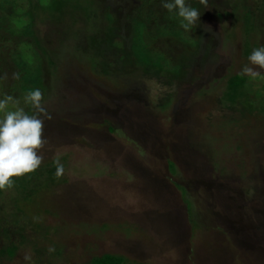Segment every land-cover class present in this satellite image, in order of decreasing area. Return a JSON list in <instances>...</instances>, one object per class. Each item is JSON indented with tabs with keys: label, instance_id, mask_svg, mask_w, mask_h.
Wrapping results in <instances>:
<instances>
[{
	"label": "rangeland",
	"instance_id": "obj_1",
	"mask_svg": "<svg viewBox=\"0 0 264 264\" xmlns=\"http://www.w3.org/2000/svg\"><path fill=\"white\" fill-rule=\"evenodd\" d=\"M12 1L20 12L32 6ZM43 1L25 39L7 28L11 6L0 0V99L37 114L13 64L24 51L38 61L35 89L51 117H39L42 163L22 178L35 192L24 202L14 188L0 195V249L16 247L0 264L103 255L122 264H264V70L245 77L249 109L223 97L225 81L264 47V0H185L200 13L190 31L162 0ZM134 20L158 68L136 66Z\"/></svg>",
	"mask_w": 264,
	"mask_h": 264
},
{
	"label": "clouds",
	"instance_id": "obj_2",
	"mask_svg": "<svg viewBox=\"0 0 264 264\" xmlns=\"http://www.w3.org/2000/svg\"><path fill=\"white\" fill-rule=\"evenodd\" d=\"M200 3L207 6L208 0H200ZM161 6L181 18L180 26L185 31H190L199 21V11L187 5L185 0H162ZM248 59L254 67L245 66L240 75L255 79L261 75L256 69L264 70V47L254 49ZM42 100L43 94L39 89L27 93L24 102L37 113L29 115L23 107H19L20 101L11 95L0 99V114H3L0 118V191L12 188L14 180L34 173L42 163L43 158L38 153L46 141L44 120L39 117L43 115L47 119L51 118L42 105ZM10 105L13 110H10ZM55 164V177L59 179L64 173V166L59 159ZM54 250L53 247L48 249L49 252ZM24 260L30 261L31 256L25 254Z\"/></svg>",
	"mask_w": 264,
	"mask_h": 264
},
{
	"label": "trees",
	"instance_id": "obj_3",
	"mask_svg": "<svg viewBox=\"0 0 264 264\" xmlns=\"http://www.w3.org/2000/svg\"><path fill=\"white\" fill-rule=\"evenodd\" d=\"M32 1L33 0H29V3H31L32 6H30L28 8L29 10L25 12H20V9L16 8L12 0L11 1L3 0V2H1L2 4L11 6L10 10L12 11V14L8 15V19H6V21L8 22H6V25L9 31L11 32L12 30L16 31L17 34L15 35H19V38L20 37H25V39L32 38V37L34 38V32L32 30L33 21L35 18H38V17H36V14H35L36 12H33V11L35 10V8H38V9L41 8L42 5L45 3V1L35 0L34 3H32ZM83 1H86V3H89L91 0H83ZM60 2L64 3V5L65 4L70 5L71 3H73L72 0H61ZM48 6H49L48 9H53V13H54L51 19L59 20L58 17L61 15L58 14V12H56V8L54 7V5L50 4ZM90 6L91 5L89 4V7L87 6L85 7V9H83V12L85 13L84 18L86 20V23L89 25L88 29L94 26L92 25V22H93L92 17L94 16L93 15L94 6H92L91 8ZM105 16L106 18H109L108 15H105ZM131 23L133 24L134 34L131 37V41H132L131 48L132 49L130 52L134 58V62L136 66H138V68H147V67H150V68L157 67L158 68L159 63L156 61V59L155 58L152 59L148 57V55L146 54V49H145V46L143 45L141 34H140L142 31L143 25L141 24L140 21L138 22L136 20L132 21ZM95 40L97 41L98 39L96 38L94 39V41ZM247 52H248V48L247 50H245L244 54L246 55ZM32 61H33L32 59L28 58L26 52L23 51L22 53L19 52V55L16 57V59L13 62L14 66L17 69H20V70L22 69L25 72L24 77L21 78L23 80L22 81L23 84L25 83L24 85L21 86L22 91L29 92L32 89H35L36 87H38L42 82L40 78V73H39L40 72L39 64L36 66L35 65L33 66L32 64L33 62L37 63L38 61L37 60L36 61L34 60L33 62ZM28 65H31L32 67ZM27 68H32V71H30L29 73V71L26 70ZM245 77L246 76L241 77L239 74L233 75V76H230L224 83L227 92L223 95V97L226 98V102L227 101L230 102L231 106L237 105L241 99H242L243 104L246 103V97L249 95L250 89L248 92H244L246 87L247 88L249 87L246 81L247 79ZM245 93L247 94L245 95ZM260 101L262 102V100ZM244 105L246 106V109H247L248 105L246 104ZM26 176L33 178V176L35 175H33L32 173ZM22 178H19L20 180L19 179L14 180V186L12 188L16 189L19 192L20 198L24 202L25 200H28L30 195H32L33 192L35 191L30 189L31 187L30 183L32 182L31 181L32 178H29V180L28 179L22 180ZM2 193L3 191H0V195ZM3 221L4 220L0 219V234L1 235L6 234V230H4L3 227L7 224H5ZM15 251H16V247L13 246L12 244H10L9 246L3 247L2 249H0V259L3 256H7L9 258L12 257ZM90 264H122V260L120 259V257L103 255L100 258L92 259Z\"/></svg>",
	"mask_w": 264,
	"mask_h": 264
}]
</instances>
